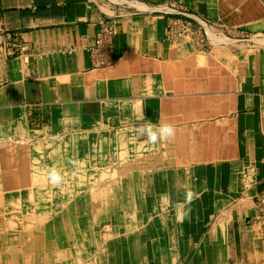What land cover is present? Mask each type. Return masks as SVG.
<instances>
[{"label":"crops","instance_id":"crops-1","mask_svg":"<svg viewBox=\"0 0 264 264\" xmlns=\"http://www.w3.org/2000/svg\"><path fill=\"white\" fill-rule=\"evenodd\" d=\"M262 34L264 0H0V197L53 184L0 264H264Z\"/></svg>","mask_w":264,"mask_h":264},{"label":"rangeland","instance_id":"rangeland-1","mask_svg":"<svg viewBox=\"0 0 264 264\" xmlns=\"http://www.w3.org/2000/svg\"><path fill=\"white\" fill-rule=\"evenodd\" d=\"M211 34L216 36L214 38L218 37V39L221 38L228 42L231 41V39L226 38L225 35L220 32L214 31ZM248 39L251 46H256V43H254L256 42L255 40H257V42L259 41L260 44H264V40H262L264 39L263 34L260 36H251ZM219 42H221V40H216V43ZM35 181L25 182V186L22 188L25 190L24 197L17 196L19 192L17 182L13 183V185L10 183L9 188L5 187V192L8 191V193H5V198L0 197V230H4L5 227H9L11 230H21L25 228L29 230L26 231V235H28V232L31 233V228L39 225V223L45 222L47 217L51 215L44 211V206H47L51 199L39 198L36 196L41 194L43 189L49 190L53 184L49 181H43L42 183ZM63 200L65 201V199ZM46 209H48V207ZM7 210L10 212H7ZM14 224L15 227H13Z\"/></svg>","mask_w":264,"mask_h":264},{"label":"built area","instance_id":"built-area-1","mask_svg":"<svg viewBox=\"0 0 264 264\" xmlns=\"http://www.w3.org/2000/svg\"><path fill=\"white\" fill-rule=\"evenodd\" d=\"M161 13H166L165 9L160 10ZM211 28H216V26H211ZM220 29H224L219 27ZM204 32V33H203ZM113 34L112 25H102L97 33L96 46L91 53V63L93 67H102L108 64L106 51L107 44L109 43V37ZM168 34L171 37H183L191 35V28L189 23L183 22L182 24H176L175 22H170L168 24ZM195 37L198 39V42H201L202 39L214 40L213 37H216L209 33V28L204 22H200V27L195 34ZM218 39V37L216 38ZM259 39V38H258ZM264 40V39H262ZM256 45L260 44V39ZM255 206V217L254 225L256 226V232L258 233L260 239L264 241V194L257 196L254 201Z\"/></svg>","mask_w":264,"mask_h":264},{"label":"clouds","instance_id":"clouds-1","mask_svg":"<svg viewBox=\"0 0 264 264\" xmlns=\"http://www.w3.org/2000/svg\"><path fill=\"white\" fill-rule=\"evenodd\" d=\"M159 132H160L161 136L171 137L174 135L175 130L171 125H164V126L160 127ZM148 135H149V138L151 139V141L153 143H155L157 140V135L152 134V133H149ZM56 179H59V178L56 177Z\"/></svg>","mask_w":264,"mask_h":264}]
</instances>
